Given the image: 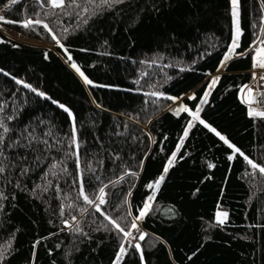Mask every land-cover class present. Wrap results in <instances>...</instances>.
Segmentation results:
<instances>
[{"label":"trees","instance_id":"16d2710c","mask_svg":"<svg viewBox=\"0 0 264 264\" xmlns=\"http://www.w3.org/2000/svg\"><path fill=\"white\" fill-rule=\"evenodd\" d=\"M64 3L18 0L3 14L7 28L55 49L0 31V264H115L127 236L111 221L131 232L138 216L140 248L129 245L120 264H264V175L235 151L264 166V117L242 97L259 70L264 0H238V36L232 0ZM177 101L199 109L194 126Z\"/></svg>","mask_w":264,"mask_h":264},{"label":"snow or ice","instance_id":"6c2138e0","mask_svg":"<svg viewBox=\"0 0 264 264\" xmlns=\"http://www.w3.org/2000/svg\"><path fill=\"white\" fill-rule=\"evenodd\" d=\"M17 2H18V0H9V5H11V4H15V3H17ZM88 2H89V3H94L95 0H88ZM123 2H124V0H100V4H101V5H107V6H109V7H111V6L114 5V4H119V3H123ZM45 3H50L51 6L54 7V8H60V9L65 8L64 0H40L41 7H43ZM232 4H233V16H234V18H235V20H236V24H237V34H239V21H238V15H239V13H238V10H237V8H236V6L238 5V0H232ZM68 6H70V7H72V6H74V7H80V5L76 3V0H71V4L68 5ZM83 11H84V12H87V11H88V8L85 7V8L83 9ZM3 20H4V17L0 16V21H3ZM7 22H12V21H7ZM34 24H35V25H41L43 28H45V29H47L49 32H51V29L49 28L48 24L43 23V21H41L40 19H37V20H35V21H33V20H31V19H28V20H26V21L23 23V26H24V27H29V26L34 25ZM54 38H55V37H54ZM237 46H238V45H237L236 41H234L232 47H237ZM60 47L63 48L64 45H63V44H60ZM227 58H228V57H226V59H227ZM69 59H71V57H69ZM254 66H256V65H254ZM259 66H260V67H264V64H260ZM72 67L75 68L76 71H77L78 73H80V75H81L82 77H84L86 83H88V84H91V83H92V81L88 80L87 77L84 76V73L80 70V68H79L75 63L72 64ZM253 78H255V74H254V77H253ZM218 79H219V77L214 78L213 81H212V84H215V83L218 81ZM260 79H264V75H262V76L260 77ZM210 87H211V85H210ZM245 87H248V86L245 85ZM242 90H243V89H242ZM33 91H35V89H33ZM250 91H251V89H250ZM257 94L259 95V93H257ZM41 95H42V94H41ZM153 95H156V94L153 93ZM206 97H207V93H205V99H206ZM191 98L194 99L195 97H191ZM170 99H175V98H170ZM202 103H203V100H202ZM61 107H64V106L61 105ZM65 110L67 111V109H65ZM180 111L187 112V111H189V109H188L187 107H183V106H182L181 108H179V109L176 110V113L179 114ZM198 114H199V109H197V112H196V113H193V116H194L196 119H199V115H198ZM258 115H260L261 117H264V112H260V113H258ZM200 123H201V124H204V121H203V120H200ZM190 126H191V125H189V127H190ZM205 127H209V126H208L207 124H205ZM0 128H3L4 132H7V131H8L7 127L2 123V121H0ZM212 131L215 132L216 130L213 128ZM216 134L220 137L221 140H223V141L225 142V144H228V146H229L230 148H234V147H235L234 145L230 144L229 141H228L223 135H221L219 132H217ZM49 135H51V133H49ZM185 135H187V132H185ZM45 143H47V142L45 141ZM2 145H3V134H0V174H2V173L5 172V163H4V162H5V160H7V157H4V155H3V147H2ZM72 145H75L76 152L74 153V155H76V156H77V159H78V158H79V143H78V138H77V135H76V127H75V124H74V123H73V129H72V138H71V141H70V146H72ZM235 151H236V152H239L240 155L244 157V159L248 162L249 165H251V167H252L254 170H255V169H258L259 172H260L262 175H264V166H261V165H258V164H256V163H254L251 159H249L247 156H245L244 153L240 152V149L236 148ZM229 158L231 159V157H229ZM169 164H171V161H169ZM53 167H56V165H53ZM89 170L94 171L93 169H91L90 166H89ZM24 171H26V169H25ZM167 171H168V168L165 167V168H164V174H166ZM126 174H127V173H126ZM164 174H162V175L158 178V180L155 182V184L149 185V187H150V188H151V187H154V188L158 189L159 186H160V183H161V182L164 180V178H165V175H164ZM250 174H251V175H255V172L250 173ZM97 179H99V178L97 177ZM120 179H123V177H121ZM79 183H80V187H81V189L83 190V187H84V180H83V173H82V172L79 174ZM113 183H115V182H113ZM105 187H107V185H104V187L99 188V195L96 197V199L99 200V203H100V204H104V203L106 202V201L104 200V196L106 195V193H105V191H104V188H105ZM0 196H2V193H0ZM83 199L87 202V204H89V205H95L97 211L100 210V209H99V205H96V204H95V199H90L88 195H84V196H83ZM151 199H152V197H149V200H151ZM146 207H147V205H146ZM80 211H81V213L83 214L84 212L87 211V209H83V208H82ZM142 214H143V212L141 213V215H142ZM219 215H221V213L218 212V213H217V216H219ZM227 215H228V214H227L226 212L223 213V216H224L225 218H227ZM140 218H141L140 216L136 217V219H140ZM72 219L75 220V217H73ZM109 219H110V218H109ZM121 219H123V218H121ZM111 222H112L113 224L116 225V228L119 230L120 233H123L124 236H131V235H132L131 232H129V231H125L124 228H121L120 225H119L118 223H116L115 220H112ZM219 222H220V223H223L224 221L221 220V221H219ZM65 224L67 225V221H65ZM69 227H70V226H69ZM131 227H132V228H137V225H136L135 221H133ZM74 230H76V231H80V229H79L78 227H77L76 229H74ZM137 230H138V228H137ZM139 239H141V240L144 239V235L141 234V236L139 237ZM130 246H131V247H135V248H137V249L140 248V245H139L138 243L135 244V245H131V244H130ZM125 251H126V250H125V248H124L123 245H122V246L120 247V249H119V253H120V255H123V254L125 253ZM120 255L117 256V261L120 260ZM141 256H142V253H141Z\"/></svg>","mask_w":264,"mask_h":264},{"label":"rangeland","instance_id":"374dc122","mask_svg":"<svg viewBox=\"0 0 264 264\" xmlns=\"http://www.w3.org/2000/svg\"><path fill=\"white\" fill-rule=\"evenodd\" d=\"M13 5V4H11ZM11 5H6L4 6L3 8L0 9V16L4 17L3 14H4V11L6 9H8ZM238 6V5H237ZM236 6V8H237ZM238 10V9H237ZM235 24H236V20H235ZM0 31L1 33H3L7 38L11 39V40H14V41H17L19 43H24V44H28V45H32V46H38V47H43V48H48V49H55L53 45L51 44H48L47 42H45L44 40L42 39H36V38H30V37H26L24 35H21L9 28L6 27V22H5V19L3 21H0ZM240 35V31H239V34H237V24H236V27H235V36H238ZM236 43H237V39H235ZM234 51H235V47H232L231 51L229 54H227V59L226 61H228L229 59H231L232 57H234ZM253 60H254V63L255 65L257 66V68L259 70H257L255 72V79L254 81L247 87L243 90L242 92V97H243V100L244 102L249 106V109L252 113L254 114H258L260 112H264V79H260V77L262 75H264V67H260L259 65L260 64H264V47L263 46H260V47H257L255 52H254V55H253ZM70 67L73 71H75L78 76L82 79V81L84 83L85 82V79L84 77H82L80 75V73H78L76 71L75 68L72 67V64H70ZM223 69H224V66L222 67V69L215 75H213L211 77V87L210 85L208 86V93L212 90V88L214 87V84H212V81L214 78L216 77H220L223 73ZM81 70V69H80ZM251 89V91H250ZM257 93H259V95H261V99H262V102H261V105H259L257 103ZM204 103V101H203ZM183 105L181 104V101H177L174 105V107L176 109H179L181 108ZM202 107V106H201ZM190 112V111H189ZM197 112V111H196ZM196 112H190L191 116H192V122H191V127L194 126L197 122H198V119H196L194 116H193V113H196ZM154 197V196H153ZM153 197L151 200H149V202L147 203V207L144 211V213H146V211L148 210V208H150L151 204H152V201H153ZM143 213V214H144ZM221 215H223V213H221ZM221 215L218 216V222L221 221L220 220V217ZM141 220H142V216L140 219H136L135 220V223L137 225V228H133L131 230V236H127V239L123 245V247L125 248V250H127V248L129 247V245L132 243V241H134V238L136 237V235H138V233H142V228H141ZM226 221V220H225ZM220 223V222H219ZM224 223V222H223ZM143 235H144V232H143ZM120 255V254H119ZM124 257V254L123 255H120V260L119 261H116L115 264H120V262L122 261Z\"/></svg>","mask_w":264,"mask_h":264},{"label":"bare ground","instance_id":"6f19581e","mask_svg":"<svg viewBox=\"0 0 264 264\" xmlns=\"http://www.w3.org/2000/svg\"><path fill=\"white\" fill-rule=\"evenodd\" d=\"M260 96H261V95H257V97H256V99H257V103H258L259 105H261V102H262V99H261ZM220 220H223V221L225 222L226 218H225L223 215H221Z\"/></svg>","mask_w":264,"mask_h":264}]
</instances>
